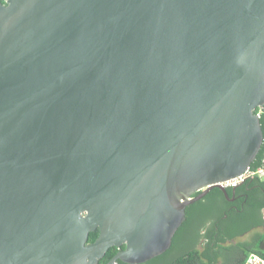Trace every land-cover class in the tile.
I'll list each match as a JSON object with an SVG mask.
<instances>
[{
	"label": "water",
	"instance_id": "95a60500",
	"mask_svg": "<svg viewBox=\"0 0 264 264\" xmlns=\"http://www.w3.org/2000/svg\"><path fill=\"white\" fill-rule=\"evenodd\" d=\"M260 105L264 0H0V264L163 254Z\"/></svg>",
	"mask_w": 264,
	"mask_h": 264
},
{
	"label": "crops",
	"instance_id": "0c3cea01",
	"mask_svg": "<svg viewBox=\"0 0 264 264\" xmlns=\"http://www.w3.org/2000/svg\"><path fill=\"white\" fill-rule=\"evenodd\" d=\"M261 181L248 180V182H243L241 185L250 196L246 205L234 211H220L219 216L213 215L214 212L219 211L211 210L208 213H200L197 218L196 212L204 211L207 200L195 202L196 205L187 214L186 224L181 235L182 243L185 244L191 232L196 229L198 244L186 251L194 248L203 250L212 241L214 245H221L226 250L225 252L229 254L232 252V255L237 259L243 258L245 254L251 251L264 253V184ZM251 213L259 214L260 222L254 223L253 220L251 221V217L254 216ZM240 219L246 224L248 222L252 223L241 228ZM215 249H217V246H215ZM221 261L222 256L220 257Z\"/></svg>",
	"mask_w": 264,
	"mask_h": 264
},
{
	"label": "trees",
	"instance_id": "16d2710c",
	"mask_svg": "<svg viewBox=\"0 0 264 264\" xmlns=\"http://www.w3.org/2000/svg\"><path fill=\"white\" fill-rule=\"evenodd\" d=\"M5 1V0H1ZM261 125L264 131V117L260 118ZM264 151V144L262 146V149L256 158V160L252 163L253 166H257L260 163L261 156ZM252 181L258 180L261 181L258 178L251 179ZM248 182V180L246 181ZM262 184H264V181H261ZM197 203V202H196ZM196 203L191 204L187 207V213L189 214L192 207L196 205ZM186 224V221L183 223V225L180 227V229L177 231L175 237V240L180 236L182 233V229L184 225ZM100 231L97 229L96 231L90 232L88 242H93L98 237ZM212 238V236H211ZM215 246H217V249H215ZM119 248L116 246H112L109 248V250L106 252L105 256L101 258L99 264H107V262L118 252ZM223 247L219 244H213L212 241H210L209 244L205 246L203 250H199L197 248L191 249L189 251H186L179 255L177 258L174 259V261L171 264H243L245 257L247 254L244 255L243 258L237 259L234 255L229 254L228 252L223 253L222 252ZM222 256V261L220 262V257ZM120 264H128L122 260H119Z\"/></svg>",
	"mask_w": 264,
	"mask_h": 264
},
{
	"label": "flooded vegetation",
	"instance_id": "af4514ba",
	"mask_svg": "<svg viewBox=\"0 0 264 264\" xmlns=\"http://www.w3.org/2000/svg\"><path fill=\"white\" fill-rule=\"evenodd\" d=\"M241 184L227 187L228 195L218 188H215L209 192L204 198L201 199L207 200V205L203 212L201 210L196 212L197 218L199 217L200 213H208L211 210L234 211L238 208L244 207L250 196L244 191V187H242Z\"/></svg>",
	"mask_w": 264,
	"mask_h": 264
},
{
	"label": "built area",
	"instance_id": "2783aa9c",
	"mask_svg": "<svg viewBox=\"0 0 264 264\" xmlns=\"http://www.w3.org/2000/svg\"><path fill=\"white\" fill-rule=\"evenodd\" d=\"M255 113L259 118L264 117V105L258 106L255 110ZM255 178L264 180V151L261 156L260 163L257 166H253V164H251L242 174L237 177L221 181L220 185L224 187H231ZM115 264L120 263L116 262ZM243 264H264V253L257 251L249 252L245 257Z\"/></svg>",
	"mask_w": 264,
	"mask_h": 264
},
{
	"label": "rangeland",
	"instance_id": "374dc122",
	"mask_svg": "<svg viewBox=\"0 0 264 264\" xmlns=\"http://www.w3.org/2000/svg\"><path fill=\"white\" fill-rule=\"evenodd\" d=\"M221 214V212H214L213 215L214 216H219ZM253 214V218L251 217V221L253 220L254 223L256 222H260V215L257 213H251ZM243 219V218H242ZM240 227H244L246 225H250L249 223L252 222H248V224H246V222H242L240 219ZM182 234V233H181ZM180 234V236L175 240V242L173 243V245L163 254L154 257L153 259L141 263V264H171L175 258H177L179 255H181L182 253H184L187 249L195 246L198 244V234L196 229L193 230L190 234V237H188V239L186 240V243H182V235ZM225 254H226V250L223 249L222 250Z\"/></svg>",
	"mask_w": 264,
	"mask_h": 264
}]
</instances>
